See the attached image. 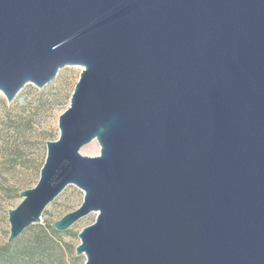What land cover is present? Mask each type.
<instances>
[{
  "label": "water",
  "instance_id": "95a60500",
  "mask_svg": "<svg viewBox=\"0 0 264 264\" xmlns=\"http://www.w3.org/2000/svg\"><path fill=\"white\" fill-rule=\"evenodd\" d=\"M83 71L9 243L70 185L85 264H264V0H0V91ZM100 155H81L93 141Z\"/></svg>",
  "mask_w": 264,
  "mask_h": 264
},
{
  "label": "rangeland",
  "instance_id": "374dc122",
  "mask_svg": "<svg viewBox=\"0 0 264 264\" xmlns=\"http://www.w3.org/2000/svg\"><path fill=\"white\" fill-rule=\"evenodd\" d=\"M83 69L65 67L44 88L28 84L12 102L0 91V254L11 244L9 252L18 256L20 264L86 262L85 256L76 255L81 243L79 233L95 223L98 213L80 219L64 232L51 226L82 205L84 192L75 185L68 186L46 208L39 224L27 228L14 242H8V212L22 202L21 192L36 187L47 157V142L60 138L59 118L70 106ZM100 149L95 140L83 147L81 155L95 158Z\"/></svg>",
  "mask_w": 264,
  "mask_h": 264
},
{
  "label": "trees",
  "instance_id": "16d2710c",
  "mask_svg": "<svg viewBox=\"0 0 264 264\" xmlns=\"http://www.w3.org/2000/svg\"><path fill=\"white\" fill-rule=\"evenodd\" d=\"M12 246L13 245L8 244L6 246V249L3 252H1V254H0V262L2 264H20L18 262V256L13 254V253H11V252H9V249H11Z\"/></svg>",
  "mask_w": 264,
  "mask_h": 264
}]
</instances>
